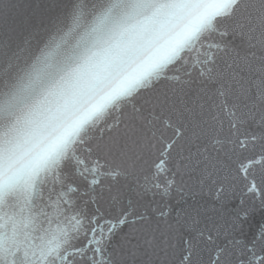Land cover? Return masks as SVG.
Returning a JSON list of instances; mask_svg holds the SVG:
<instances>
[{
	"label": "snow or ice",
	"instance_id": "obj_1",
	"mask_svg": "<svg viewBox=\"0 0 264 264\" xmlns=\"http://www.w3.org/2000/svg\"><path fill=\"white\" fill-rule=\"evenodd\" d=\"M174 7L175 37L153 66L163 71L148 83L138 77L115 108L150 90L170 65L199 45L209 54L198 53L203 59L197 61L195 94L160 93L133 103L127 115L121 108L119 120L100 130L99 142L83 135L70 150L61 149L30 168L0 159V264H264V223L248 224L252 208L238 212L227 226L214 219L204 222L198 212L185 209L173 222L170 208L149 217L137 212L131 199L123 206L121 194L112 192L110 178L122 173L142 176L136 195L143 199L175 185L174 179L161 182L164 176L230 172L242 136L259 140L264 150V0H175ZM217 33L218 42L205 43ZM235 37L241 45L233 43ZM18 55L4 53L0 75H11ZM225 114L229 135L221 140L217 131L223 129ZM170 119L183 133L180 140L160 146L156 133ZM250 124L259 132L249 134ZM68 162L71 172L65 170ZM259 186L264 192V174ZM22 190L38 191L44 217L39 232L29 231L17 213L6 211Z\"/></svg>",
	"mask_w": 264,
	"mask_h": 264
},
{
	"label": "clouds",
	"instance_id": "obj_2",
	"mask_svg": "<svg viewBox=\"0 0 264 264\" xmlns=\"http://www.w3.org/2000/svg\"><path fill=\"white\" fill-rule=\"evenodd\" d=\"M174 4L96 0L93 10H76L0 90V159L27 169L70 150L129 84L159 75L163 66H153L175 37Z\"/></svg>",
	"mask_w": 264,
	"mask_h": 264
},
{
	"label": "water",
	"instance_id": "obj_3",
	"mask_svg": "<svg viewBox=\"0 0 264 264\" xmlns=\"http://www.w3.org/2000/svg\"><path fill=\"white\" fill-rule=\"evenodd\" d=\"M95 6L96 0H0V59H7L4 53L8 55L19 53L11 75H0V90H7L11 86L21 68L38 47L57 28L66 25L76 10L89 12ZM219 39L218 33L209 35L205 43L214 44ZM231 39L235 45H241L239 37ZM198 53L209 54L207 48H201L199 45L195 51L185 53L181 61L169 66L160 80L153 81L150 90L142 91L135 99L123 101L120 108H113L95 127L89 128L84 134L85 140L99 142L100 130L106 126L110 127L114 120H119L121 108L127 115L131 112L133 103L139 105L144 99L160 93L172 94L183 91L195 94L199 86L201 67L197 61L203 59V55ZM222 119L223 129L218 128L217 131V138L221 140L229 135V117L225 114ZM240 131L244 132L245 128H241ZM247 132L258 133L259 129L256 124H250L247 126ZM182 133L183 130L177 127L176 121L170 119L160 123L156 135L160 138L162 146L180 140ZM231 139L235 141L236 135H232ZM232 146L229 144V148ZM155 148L156 146L153 147V152ZM83 155L81 149L80 156ZM241 156L242 162L239 160ZM237 157L230 172L225 168L222 173L212 177L198 170L179 176L161 177V182L174 179L175 185L167 192L161 191L154 196L148 194L143 199L136 195L139 190L138 183H143V178L138 173H122L111 177L109 183L113 193L121 194L123 206L126 207L128 200L131 199L137 212H146L149 217L154 218L160 210L166 211L170 208L175 222L176 213L185 209L193 215L198 212L204 222L214 219L218 221V226H227L238 212L252 208L248 224L255 227L264 223V206L261 205L264 192L259 186V179L264 174V150L261 149L259 140L254 141L250 135L242 136ZM65 170L71 172L72 162L65 165ZM51 183L52 178L49 177V187ZM250 183L256 185L255 189L248 187ZM36 187L39 188V182ZM41 203L38 191L28 193L22 190L15 195L12 207L6 211L17 213L28 223L29 231L35 229L39 232L44 220L40 213ZM124 231L127 232L129 229L125 228ZM221 240L223 241L224 237H221Z\"/></svg>",
	"mask_w": 264,
	"mask_h": 264
}]
</instances>
